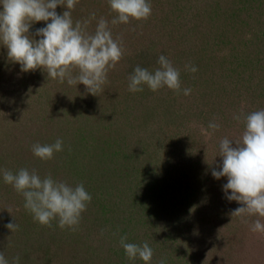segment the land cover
Instances as JSON below:
<instances>
[{
	"label": "rangeland",
	"instance_id": "1",
	"mask_svg": "<svg viewBox=\"0 0 264 264\" xmlns=\"http://www.w3.org/2000/svg\"><path fill=\"white\" fill-rule=\"evenodd\" d=\"M149 3L152 9L150 17L146 20L132 19L133 22L136 21L135 29L133 30L136 33H133L131 30L128 33V36H131V38L125 35L122 40L124 56L120 62H118L121 65V69H109L107 80L105 84L102 85L103 91L98 92L97 95H93L85 89V93L82 94L84 98L83 101H81L80 98L78 99V97L73 99V103H79L80 106L78 105L79 107L76 108L82 111L83 117H79L77 122H71L70 124H67L65 121L68 117L73 119L71 113L76 112V109L67 104V102L70 103L72 100L69 96L62 99V94L64 93L60 91L61 87L59 89L60 82L58 79L48 78L47 72L39 68L34 71H21L19 63L9 60L7 48L0 45V108H2V105L5 103V110L11 113L10 116L18 122L20 120H28L32 123L34 121H45L51 116V113H56L55 116L51 118L55 124L53 125V129L61 128L63 124H67L66 127L68 130L66 132L61 131L63 132V139L69 141V147H72V144H75V142H82L85 144L81 151L82 153H78V158L71 159V170L67 171V174L62 173L61 166L53 167L50 163H41V167L44 169L41 175L42 179L50 174L54 180L65 181L73 187L83 183L84 187L90 188L92 200L89 205L87 204L85 210V215L89 216L86 219L87 225L81 227L78 232L82 234L81 238L79 237L76 243L72 241L74 246H79L78 250L82 261L81 264H106L102 260H108L110 256H112L113 260L116 259L117 264H145V262L139 258L133 261L129 260L125 254V250L119 243L121 236L127 237V243L138 244L137 242H142L140 240L147 242V211L142 212L139 205L137 208L133 203L132 196H139V194H141L144 197L147 195V188L149 186H154L155 181L160 179L161 175H163L164 170L163 167L161 168V166H163L161 161L166 159L172 160L174 158L180 159L183 156L184 152H181L180 148L183 147L182 142H184V139H188V143L195 139L194 145L190 143L187 146V152L185 151L186 153L191 152L192 155L188 168L186 167L184 170L185 175L188 177L190 176V178L193 177L194 179H188V184L191 183L192 186L195 185L197 173L192 161L193 155H202L203 158L201 159H203L202 161L204 162L209 161L211 158L207 156L209 154H207V152H204V154H201V152L198 153L203 146L201 140H199L200 135L201 133H205V131H200V128L204 130L206 128L209 130L208 132H210L212 130L208 128L209 122L218 123L220 127L216 131L220 136L223 134L224 129L229 132V130L233 131L237 128L236 125L230 126L228 122L222 121L224 120L222 116L226 118L227 114H229V116L230 114H235V102L231 105H225V111L220 113H210V109H206L207 113H205L206 110L204 108L205 111L202 112L205 113H203L205 116H203L204 118L201 122L199 111L204 105H202V102L198 103L196 100L197 94H199L197 93L199 91L197 88L204 87L205 89L203 90L206 91L211 84L209 79L214 73L219 75L223 73L224 76L231 74L228 80L225 77L223 80V83L230 81V84L224 91H220L218 94L220 96H225L229 101L234 97H238L237 99H239L237 93L241 90L242 84H235L238 72L235 66L238 57L242 55L244 58L242 61L247 64L244 66H248L245 73L243 72L246 74L244 76H248L249 78L252 75V77H250L252 78V84L255 85V83H258L257 85L259 87H264V83L261 84L264 82V77H262V70L264 69V52H258L256 50V45L259 48H264V2H261L263 7H261L260 1L258 2L256 0H205L201 2H190V0H149ZM190 3H192L191 6ZM192 6L195 10L198 6L199 8L209 9L210 12H214L215 19L217 18L219 21V15L222 14V10L225 11L224 13L226 14L227 12L236 14V12L240 10L238 13L241 14L247 7L251 9L250 11H252L253 16L250 15V18L251 16L252 18L249 19L248 26L246 25L244 30L240 29L243 31L236 32V34L233 30H230L231 34L227 31L224 33V42H217L215 45V42L209 37L210 33L207 31L208 29L211 30L212 25L210 23H207L205 29V20L201 22V20L196 17V13L191 17L192 23H189V14H192ZM194 21H196L198 25L200 23V26H198L199 28L195 25L193 26ZM96 25L97 22L95 23V27ZM228 26L230 27V25L227 24L224 29H227ZM113 30L112 27L111 31L113 32ZM29 31H32V25ZM126 31L123 30L122 33L126 34ZM136 34L138 36L133 38ZM145 39H147V49L149 51L152 50L156 58H154L153 66H151L150 69L148 68V70L154 71L158 68L159 64L157 60L160 55H164L172 62L174 67L179 69L181 85L186 84V86L191 89L189 95H184L181 89L182 92H179L180 97L177 95V99L173 101L174 98L172 97L175 95L176 91L166 86L155 92L147 85H142L143 91H129V77L133 74L135 67L138 65L134 62V54L141 49L142 46L140 47V44H143L141 41ZM137 40H140V42H138V44H140H137L138 48L136 49L137 46L134 41ZM214 40L216 41L217 39ZM228 49L229 52L231 49L233 50L228 59L231 62L235 60V64L226 65L228 59L227 54L225 55L224 53L228 51ZM244 49L246 50L243 51V53L241 50ZM137 56H139V54ZM192 57H195L193 60L197 62L195 67L198 71L195 73L186 68V65L193 66ZM142 68L147 69V65ZM251 68H253V71ZM74 70L75 74H78V69ZM115 74L118 75L116 80L114 79ZM257 74L259 76H257ZM237 83L241 82L237 81ZM259 87L258 89H260ZM10 88L15 92L14 98H17L16 102L23 100L20 108L11 102L13 98H8V94L10 95L9 92L11 91ZM111 89L112 91H110ZM23 90H27V94L30 97L28 95H23ZM46 90L51 93L50 97L47 98V101L53 104L51 107L44 102L45 96L42 92H46ZM113 91L115 92L113 93ZM245 91L241 97L244 96ZM52 94H54V97ZM102 94L104 96H102ZM259 97L261 98V96ZM259 97L252 95L251 106L252 108L257 106L255 109L256 111L264 109V98L260 99ZM199 99L200 98H198V100ZM248 101L250 100L248 99ZM163 107L168 108L169 112H171L169 115L175 116L174 120L172 119L169 123L167 122V118L159 112ZM121 110H123V112ZM147 111L148 113L153 112L150 118L153 120L152 122L147 121ZM89 112H92V114L90 115ZM126 112H128V115H126ZM171 117L169 119H171ZM74 119L76 120V118ZM78 121L86 122V124H80ZM129 121L132 122L130 125H128ZM184 124L190 126L189 129L184 128ZM221 124H223L224 127ZM154 128L164 132V136H161L162 139L164 138L162 145H167L165 138L167 139L169 133H171L172 136L175 135L172 140L173 146L171 147L173 155L162 153L160 148L157 149L156 145H153L152 142L147 146V141L149 142L147 134L150 129ZM45 129V134L50 133L47 130L48 128ZM5 132L8 133L7 130H5ZM235 132L236 131H234V133ZM6 135L8 136V134ZM181 135H184V137L177 139V137ZM207 135L208 134L205 133V136H203L206 140L208 139ZM7 136H5V138H0V156L2 155L3 157H5V150H3L4 147L1 144V140H3L2 142H6L5 139H7ZM97 141L99 143L104 142L103 148H105V150H102L100 157H93L87 150L90 144H96ZM174 145L176 147H174ZM78 149L79 148L75 151H78ZM147 150H151V152H149L150 154L147 153ZM156 150L159 151L156 152ZM7 156L9 155H6V157ZM12 158L11 156L7 157V162H12L10 161ZM154 159H156L158 161L157 164L160 163L161 166L160 164L157 165L156 167L160 168H157L155 173L152 172L151 175H147V165L151 166ZM1 167L2 165L0 169H6V167ZM0 175L2 174L0 173ZM86 175L89 179L86 178ZM182 182L184 184L186 183L184 180ZM196 194L197 188L194 189L191 196ZM7 195L0 189V223H2V218L4 216L5 218L7 217L6 215L10 217L12 211L18 208V203L22 201L21 199L19 200L13 197L10 201ZM211 196V193L204 191L201 196L203 199L198 204V207L203 210L204 215L206 212L208 213V219H197L195 222L196 227L193 226V228H189L186 230L187 233H185L194 240V243L199 244V242H203V240L208 237L209 230L207 222H213L215 226H217L216 229H218V232L225 230L229 238L231 236V241H236L237 239H239L240 242L245 241L244 245L238 242H236L238 245H235L236 243H228L227 246H222V251H228L229 248L235 250L238 246H240L241 249L246 248V241L255 238L256 243L253 244L254 250L262 254V251L264 252V247H260L262 245L264 246V233H254L250 230V224H253L255 220L259 219L258 216H245L243 219L249 221L247 223H242L240 217L236 218L235 216H231L233 208L229 207V205H211ZM207 200L209 203L206 204L205 201ZM188 205L189 204H187V206ZM190 207L192 210L194 209L193 205ZM135 209L137 213H135ZM239 218L241 222L237 221ZM93 219H95L98 224L94 229L93 227L90 228L88 225ZM57 234L60 236V230H58ZM240 235H242V237ZM176 239L178 242L180 235H178ZM220 239L224 240L221 237ZM65 240L66 239H61V242ZM65 242L67 245L68 242L71 241L66 240ZM179 242L182 243V240ZM222 242L223 241H220V244H222ZM231 244L235 245V247L230 246ZM169 245L170 244H168V246ZM180 251L175 250V252L170 253V256L175 255L178 257L177 259L173 258L172 262L180 263V260H183V256L185 255H179L183 252L182 250ZM122 252L124 254H122ZM215 252L216 249L213 250V253ZM220 254L221 253L218 255ZM179 256H181V259H179ZM202 256L204 257V255ZM237 256H242V258L240 257L241 259L239 258V264H246L247 262L248 264H257L251 259L245 261L242 254H236L235 257ZM153 258L154 256L152 259ZM212 259L210 263L217 264V260L215 258ZM61 260L64 261L65 258L61 256L57 263L61 262ZM109 262L110 263L107 264L115 263V261L112 260ZM151 264H157V259L151 260Z\"/></svg>",
	"mask_w": 264,
	"mask_h": 264
},
{
	"label": "trees",
	"instance_id": "2",
	"mask_svg": "<svg viewBox=\"0 0 264 264\" xmlns=\"http://www.w3.org/2000/svg\"><path fill=\"white\" fill-rule=\"evenodd\" d=\"M196 1L201 2L205 0H190V2H196ZM256 1L258 2L260 1V5L261 7H263V4H261V2H264V0H256ZM191 4L192 3H190V6ZM0 8H2V5H0ZM191 8H192V11H191L192 14H189L190 15L189 23H192L191 17H193L194 13H196V17L200 19L201 22L205 20V23H206L205 29L207 27V23H210L212 25L211 30L208 29L207 31L210 33L209 37H211L212 41L215 42V45L217 42H224L223 39H224L225 32L228 31V33L231 34L230 30H233V32L236 34V32L243 31L244 27L246 25L248 26L249 19H251L253 16L252 11H250L251 9L247 7L245 8L244 12L241 14L238 13L240 12V10L236 12V14H233L227 11H226L227 12L226 14L224 13L225 11L222 10L221 12L222 14L219 15V18H220V21H219V19L217 18L215 19L214 12L212 11L210 12V10L207 8H202V7L199 8V6L197 7L196 10L193 9V6ZM64 10H66L64 6L57 5L56 11L58 14H62ZM92 13H95V19H92L91 17ZM71 15H72L74 25L76 21H81V22L86 21V20L90 21L87 27V32L90 34L95 32V28H96L95 23L98 22V20L101 17L105 18L109 22V27L110 28L113 27L114 29L112 32V35H114L113 38L114 39L119 38L121 42L123 38L125 37V35L128 36V33L131 30L133 31L135 29L134 27H135L136 21L133 22L132 19H130V21L126 24L125 23H118L116 25L111 24V20L117 16V13L111 11L108 0H79L75 8L71 10ZM250 15H252L251 18H250ZM224 21L226 22V24ZM46 23L47 22L39 21V22H34L32 24V31L31 32L29 31V33L31 35L33 34L34 39L38 40L40 38L34 35L36 29L45 27ZM196 23L197 22L194 21L193 26L195 25L197 28H199L198 26H200V23L199 25L198 23L197 24ZM227 24L230 25V27L228 26L227 29H224ZM240 29H243V30H240ZM123 30L125 31L127 30L126 34L122 33ZM133 33H136V32L133 31ZM241 33L244 34L243 32ZM136 36L138 35L136 34L135 36H133V38H135ZM128 37L131 38V36H128ZM214 39H217V40L215 41ZM138 42H140V40L134 41L136 46ZM141 42H143L142 45L139 43L140 47L142 46L141 49L138 50V52L134 54V57H135L134 62H136L140 67L147 65V69L148 68L150 69V67L153 66L154 60L156 58L152 50L149 51L147 49V39ZM122 47H123V44H122ZM137 48L138 46L136 47V49ZM262 49L264 48L262 47L259 48L256 45V50L258 52L259 51L264 52V50ZM245 50L246 49L241 50V51L243 52ZM232 51H233L232 49L230 50V52H229V49L228 51H225L224 54L225 55L227 54V59L232 54ZM228 53H229V56H228ZM138 54L139 56H137ZM123 56H124V51H123ZM216 56H219V55H216ZM242 56L238 57L237 63L234 62L235 60L233 62H231L229 59L227 60V62L225 61L226 65L236 63L235 69H238V72H237V79H236L235 84L237 85L242 84V88H240L241 90H239L237 93V95L239 96V99H237L238 97H234L229 101L227 98H225V96L223 95L220 96L218 94V92L224 91V89L230 84V81L223 83V80H224V77L227 78L228 80L229 77H231V74L224 76L223 73L222 75L214 73L213 75H211L212 79L211 77L209 79L211 84L206 91L203 90L205 89L204 87L197 88L200 92L199 91L197 92L199 94H197L196 100L198 103L202 102L203 103L202 105H204V107L202 108L203 110L200 109L199 111L201 122H202V119L204 118L203 116H205L204 114L207 113V110L210 109V113L212 112L220 113V112L225 111L224 110L225 105L226 106L231 105V104H234L233 102H235L236 106L233 105L235 114H230V116L229 114H227L226 118L225 116L224 117L222 116V118L224 119L222 121L228 122L230 126L236 125L237 128L233 131L231 130L232 132L230 130L229 132H227V130L224 129L223 134H221V136L220 134H217L218 132L216 130L214 132L212 131L208 132L209 130L205 128L206 134L207 132L211 133V135H207L208 136L207 140L203 137L205 136V133H201L199 140H201V143L203 144V146L201 147V150H199L198 153L200 152L201 154L202 153L204 154V152H207V154L209 153L207 156L211 157L210 158L211 162L210 160L207 162L202 161L203 159L201 158L203 157L200 154L199 156L193 155L192 161L195 166L196 173H197L195 177L196 184L193 186L191 185V183L188 184V181H187L188 179L189 180L191 179L194 180V179L193 177L192 178H190V176L188 177L184 173L185 168L186 167L188 168V164H189V161L191 160V155H192L191 152L186 153L188 149L187 146L190 143L194 145L195 139L193 141H190V143H188L189 142L188 139H184V142H182L183 147L180 148V151L184 152L183 156L180 159L174 158L172 160L170 159L163 160L161 161V164L163 166H161L160 163L157 164L158 161L154 159L151 166L147 165V175H151L152 172L155 173V170H157V168L158 169L160 168V167H156L159 164L161 168L163 167V170H164L163 175H161L160 179H157V181H155L154 186L152 187L149 186L147 188V195H145L144 197L141 194H139V196H134V195L132 196L133 203L136 205V207L138 208V205H139L142 212L147 211V242L154 251V254H153L154 258L152 260L157 259V264L160 259H165L166 264H211L210 260L212 258H215L217 260V264H239L242 256L235 257L236 254H239V255L242 254L245 261L251 259L257 264H264V252L262 251V254L259 252L260 253L259 255V253H257L254 250L253 244L256 243L255 238H252V240L246 241V244H247L246 248L241 249L240 246H238L236 247L235 250L233 248H232L233 250L229 248L228 251L227 250L222 251L221 250L222 246H227L228 243L234 244L238 242L244 245L245 241L240 242L239 239H237L236 241L235 240L231 241L232 239L231 236L229 238V235L225 230L222 232H218V229H216L217 226H215V223L213 222H209V223L207 222V227L209 230L208 237L205 240H203V242H199V244L194 243V240H192L191 237L186 234L187 233L186 230H188L189 228H193V226H195V222L197 219H203V220L205 218L208 219L207 218L208 213L206 212L205 214L206 216H205L203 213V210L198 207L199 206L198 204L203 199L201 196L204 191L211 193L212 195L211 196L212 202H210L211 205L212 204L213 205H218V204L223 205L224 204L226 206L229 205V207L233 208V210L241 206L240 203H238L237 201L230 202L227 200L225 193L222 189V186L223 184H225V181L227 183V178L221 177L220 179L217 180L212 176L211 172L213 168H216L217 165L222 162V157L217 156L218 150H219V141L224 137H227L230 140L240 139L244 131V127H245L244 122H243V114L256 111L255 109L257 108V106H254L253 108L251 106L252 95L256 97L261 96V98L259 97L260 99L264 98V94H263L264 87L262 88L259 87L257 85L258 83L257 84L255 83V85L252 84V78H250L252 77V75L249 78L248 76H244L246 75L244 73L248 69V66L247 67L244 66L247 64L244 61H242L244 60ZM193 59H195V57H192V60ZM196 64L197 62L193 60V66H195ZM120 66L121 65L117 63L115 70L117 69L120 70L121 69ZM253 68H251L252 71H253ZM262 71H263L262 77H264V69ZM72 74L73 76L77 75L75 74V70H73ZM114 76H115L114 79L116 80V77L118 75L115 74ZM257 76L259 75L257 74ZM237 81L241 83H237ZM263 83L264 82H262L261 84ZM258 87L260 89H258ZM185 88H188L186 84H182L181 89L183 90ZM59 89L60 91L64 93L62 94V99H64L66 96H69L72 100L70 103L67 102V104L70 105L72 108L76 109V112L71 113L73 116V119L68 117L65 122H67V124H70L71 122H77V119L79 117H83V113L78 108H76V107H79L80 105L77 102L73 103V99L74 98L76 99L78 97V99L80 98L81 101H83L84 98L82 94L85 93L86 86L83 85L82 83H78L76 86L75 85L70 86L68 85L67 80H65V82L63 83L60 82ZM57 91H58V88H57ZM110 91H112V89ZM244 91H245V94L243 97H241ZM114 92L115 91H113V93ZM9 93L10 95L8 94V98L9 97L11 99L13 98V101L11 102L14 105L19 106L18 108H20V106H22L23 100H20V102H16L17 98H14L15 92L11 90ZM22 94L28 95L27 90H23ZM42 94H44L45 96L44 102L47 103V105H50V107L53 106V104L47 101V98L50 97L51 93L46 90V92L44 91L42 92ZM52 95L54 97V94ZM177 95L180 97V93L178 94L176 92L175 95L172 97L174 98L173 101L177 99ZM102 96L104 95L102 94ZM5 98H6V94H5ZM198 98L200 99L198 100ZM248 99L251 102L248 101ZM204 108L205 110L207 109L205 113L202 112V111H205ZM5 109L6 107L4 103L2 105V108H0V138H5V136H7L6 134H8V136H7V139H5L6 142L5 141L2 142L3 140H1V144L4 147L3 150H5L4 152L5 157H3L2 155L0 156V159H1L0 166L2 165L1 168L6 167V169L11 170L13 174L18 172V170L21 168H27L30 172L34 169L36 170L37 174L40 177H42L41 175L44 171L43 167H41L42 166L41 163L43 164L50 163L53 167L61 166L60 168L63 174L71 170V167H70V164L72 163L71 159L78 158V153L79 152L80 154L82 153L81 151L83 147L85 146V144L82 142L80 143L75 142V144H72V147H69V144H68L69 141L66 139L64 140L63 139L64 136L62 137L63 132H66L68 130L66 127L67 124H63L61 128L53 129V125L55 124L51 118L52 116H55L56 113H51V116H49L45 121L43 120L34 121L32 123L31 121H28V120H25V121L20 120L18 122L16 119L12 118L10 116L11 113L7 112ZM121 111L123 112V110ZM159 112L160 114H162L163 116L167 118L168 123L172 119L174 120L175 116L169 115L171 114V112H169L168 108L163 107L162 110ZM91 114L92 112L90 113V115ZM126 115H128V112H126ZM152 115H153V112L148 113L147 111V121L148 122L153 121L150 119ZM236 115L241 116V119L239 121L233 118ZM196 116L198 117L197 113H196ZM170 117L171 119H169ZM74 118H76V120ZM78 123L80 124L82 123L83 125L86 124V122H82V121H78ZM131 123L132 122L129 121L128 125H130ZM221 125L224 127L223 124ZM44 127L48 128L47 130L50 133L45 134L46 129ZM189 127L190 126H187L186 124H184V128L189 129ZM5 130H7L8 133L5 132ZM150 131L147 134V138L149 140V142L147 141V146H149L150 142H152L153 145L154 144L156 145L157 149L160 148V151L162 153L173 155V150L171 147L173 146L172 140L175 137V135L172 136L171 133L167 135V139L165 138L167 145L165 146V145H162L164 138L163 139L161 138V136H164V132L157 130L156 128L150 129ZM200 131H201V128H200ZM234 131L236 132L234 133ZM181 137H184V135L177 137V139H181ZM57 138H60L63 140V150L60 152H56L54 154V157L51 160L44 161L34 156V154L31 151V146L33 144H36V143H40L41 145H44V143L52 144V143H55ZM71 138L73 139L72 136ZM103 143L104 142L99 143L97 141L96 144H90V147L87 151L93 157L94 156L100 157L102 150L103 149L105 150V148H103ZM174 147L176 146L174 145ZM77 148H79L78 151H75ZM157 151L159 150H156V152ZM149 152H151V150L149 151L147 150V153ZM6 155H9L7 157H10V156L13 157L12 159H10V161L12 162H7ZM212 162L214 164H211ZM86 178L89 179L88 176ZM183 180L184 182L186 181L187 184L186 183L184 184L182 182ZM0 187H2L0 189L3 191L4 194L7 195L9 193L7 195L8 200L10 199L11 201L12 197L22 200L20 201V203H18V208L12 211L10 217L6 215L7 217L5 218L4 216L2 218L3 219L2 223H0V252H3V254L5 255V258L9 260L10 264L13 258L17 256L19 257V264H81L82 261H81V257H80L79 250H78L79 246L78 245L74 246L72 241H75L76 243L79 237L81 238L82 236V234H79L78 232L81 227H84L87 225L86 219L89 216L85 215L86 211L82 212L79 225L77 226L75 231L71 230L68 227L61 229L59 227L58 218L51 221V227L41 225L39 222L34 221L33 214L24 207L25 199L23 195L21 193H18L13 188L12 185L5 183L3 180V175H0ZM195 188H197V194L191 196V193L194 192ZM85 189L90 194V188L85 187ZM230 192L231 190H229V194ZM205 203L207 204L209 203V201L207 200L205 201ZM89 204L90 203H88V205ZM187 204L189 205L187 206ZM191 205H193V208H194L193 210L190 207ZM135 213H137L136 209H135ZM254 216H258V215H254ZM258 218L261 221V223H264V217L258 216ZM237 221L241 222V219L239 218ZM9 222H13V223L16 222V224H18L19 226L18 230L11 232V230L5 226ZM88 225L90 228L93 227L94 229L97 227L98 224H97V221L93 219V221H91V223ZM58 230H60V236H58L57 234ZM178 235H180V239H178V242H177L176 238L178 237ZM240 236L242 237V235ZM220 237L224 240H221ZM61 239L70 240L71 242H68V244L66 245V242H65L66 240L61 242ZM181 240H182V243L179 242ZM140 241L142 242L141 243L137 242V243L142 245L144 241L143 240H140ZM220 241H223L222 244H220ZM238 243H236L235 245H238ZM168 244L170 245L168 246ZM235 245L231 244L230 246L235 247ZM263 247L264 246L262 245L260 248H263ZM214 249H216L215 253H213ZM175 250H179V251L182 250L183 252L180 253L179 255L181 256L185 255L183 256L184 257L183 260L182 261L180 260V263L172 262L173 258L175 259L178 258L175 255L170 256V253L175 252ZM219 253L221 254L218 255ZM122 254L124 253L122 252ZM202 255H204V257ZM61 256L64 257L65 260L64 261L61 260V262L57 263L59 258H61ZM181 256H179V259H181L180 258ZM110 260L115 261L114 264H117L116 259L113 260L112 256H110L108 260L103 259L102 261L107 264V263H110L109 262ZM246 264H248V262Z\"/></svg>",
	"mask_w": 264,
	"mask_h": 264
},
{
	"label": "clouds",
	"instance_id": "3",
	"mask_svg": "<svg viewBox=\"0 0 264 264\" xmlns=\"http://www.w3.org/2000/svg\"><path fill=\"white\" fill-rule=\"evenodd\" d=\"M79 0H0V45L7 48L10 61L19 63L21 71L43 69L48 78L67 80L68 85L82 83L87 92L97 95L103 91L102 85L107 80L109 69H114L123 56L122 42L114 39L109 22L101 17L94 33H88L90 21H76L73 24L71 10ZM111 11L117 16L111 20L112 25L128 23L130 19L146 20L152 9L149 0H108ZM57 5L64 6L62 14L56 11ZM95 19V13L91 14ZM47 22L45 27L36 29L34 39L29 29L34 22ZM50 21V22H49ZM159 67L149 71L137 65L129 77L130 92L143 91L147 85L152 91L167 87L181 91L180 71L164 55H160ZM186 68L195 73L198 69L192 65ZM78 74L73 76V70ZM184 95L191 93L190 88L183 89ZM240 120L241 116L233 117ZM244 131L238 140L227 137L219 141L218 155L222 162L212 169L215 179L227 178L222 189L228 201H237L240 207L232 210V217H240L247 223L245 216L264 217V109L243 114ZM220 125L209 122L208 128L213 132ZM205 131L204 129H201ZM211 135V133H207ZM63 150V140L57 138L55 143L33 144L34 156L47 161L56 152ZM214 162V160H213ZM212 162V163H213ZM218 169V170H217ZM5 183L21 193L25 199L24 207L33 214V219L41 225L51 227V221L59 220L61 229L68 227L75 231L81 214L91 202L92 196L83 183L71 186L65 181H57L49 174L41 178L36 170L31 172L21 168L13 174L11 170L0 169ZM229 190H231L229 194ZM12 231L18 230V224L9 222L5 225ZM254 233H264V223L259 219L250 226ZM127 237H120V245L129 260L139 258L145 264H151L153 249L148 242L142 245L127 243ZM0 264H10L3 252H0ZM11 264H19V257H14ZM158 264H166L160 259Z\"/></svg>",
	"mask_w": 264,
	"mask_h": 264
}]
</instances>
